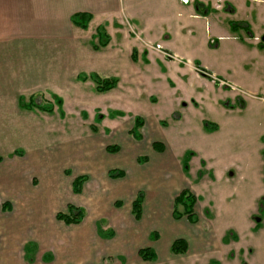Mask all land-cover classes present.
<instances>
[{
    "label": "rangeland",
    "instance_id": "obj_1",
    "mask_svg": "<svg viewBox=\"0 0 264 264\" xmlns=\"http://www.w3.org/2000/svg\"><path fill=\"white\" fill-rule=\"evenodd\" d=\"M213 3L118 0L119 12L99 16L89 45L98 43L100 27L104 55L117 50L133 68L131 75L116 71L114 102L42 53L3 62L4 73L22 69L27 76L16 90L8 77L0 85V264H264V48L230 27L241 11L224 20L228 4ZM191 6L197 19L188 16ZM213 14L228 36L217 37ZM65 52L76 67L102 69L95 56L80 62ZM20 93L51 104L52 112L15 107ZM136 115L144 122L140 138L131 133ZM110 169L125 175L112 179ZM81 174L87 181L75 194L72 181ZM182 189L198 197L194 224L172 216ZM139 191L144 210L137 221L131 202ZM67 203L84 209L80 224L55 218ZM97 227L114 235L99 236ZM150 231L158 238L150 240ZM176 235L190 244L185 256L168 250ZM147 245L157 250L156 262L139 258Z\"/></svg>",
    "mask_w": 264,
    "mask_h": 264
},
{
    "label": "crops",
    "instance_id": "obj_2",
    "mask_svg": "<svg viewBox=\"0 0 264 264\" xmlns=\"http://www.w3.org/2000/svg\"><path fill=\"white\" fill-rule=\"evenodd\" d=\"M214 2H215L213 3L214 6L219 5L220 7H223L225 6V4H228L229 9H227L226 12L227 15L226 13H223L221 15V16L224 15V20H228V18L230 17L235 18L238 11H241L239 12L240 15L236 17L238 19L237 20L233 19V20L243 22L249 28L248 32L246 31L249 35L245 36L243 41H247L251 43L253 42L252 40L254 39H257V41H259L261 37L264 38V0H214ZM212 6L213 5L209 3V7L211 9H213ZM188 10L190 11L188 14L189 17H193L197 19L200 16L194 12L193 6H191ZM117 12H119L118 0H0V62L2 63L0 65V85L1 82L5 81L6 77H8L10 79L9 80L10 86L14 87L13 90H16L18 89V87H20L23 78H26L27 76V74L24 73L23 76L21 77V73H23L22 69L13 72L14 71L13 68V70L9 71V73H4L3 69H5L4 68L5 65L3 64V62L8 60L9 61L28 60L30 62L32 61L33 57L37 58V53H42V55H45V57H47L46 59H54V61L57 62L54 67L57 68L60 67L61 70L65 67V64H67L69 68H73L75 72L74 75L76 78H78L77 79L78 81H80L79 76L85 74L84 72L87 73V71H89V74L96 73L98 75H105V76L118 78L120 77V75L116 73V71H118L119 69H124L125 73L127 74L129 73V75H131L133 72L132 70L133 68L131 67L132 65L129 63L127 58L119 60V53L117 52V50L115 51V53H109L108 55L107 54L104 55V50L107 49L106 46H104L105 48L103 47L104 49L100 51V50L92 49L93 47L89 45L91 40H93L92 38L93 35L95 34L94 33L95 30H91V28L93 27V25L96 28L97 24L102 23L101 20L98 23V19L100 18L99 16L105 13L108 14L111 13L113 16ZM75 13H89L91 15V19L88 22L86 29L80 28L71 22V16ZM211 14L212 13H208L207 15H204V17L208 20ZM213 15H214L212 16L213 18H211L212 21L214 22L212 29L215 30L217 37L221 38L228 36L229 33L220 31V29H222L223 26V22H221L220 20L221 16L218 14V19L216 20L215 14ZM210 21L211 20H209V25H206L207 21H205V27L207 28V26H209V30L211 28L210 26L212 25ZM262 41H263L262 44H264V40ZM257 48L263 49L264 47L260 46ZM67 50L73 52L75 54L74 57L79 56L80 62L85 58V56L86 57L89 56L90 59L93 58L94 56L95 59L96 58L98 60L101 59L98 62L100 63L102 69L90 70L89 68L76 67V62L70 59L68 52H65ZM23 51L25 52L24 54ZM28 56L29 58H27ZM105 59L107 60L103 61ZM109 59H113L114 62L112 63L110 61V64H108L107 61ZM71 61L74 62L73 65L70 64ZM29 76L31 79L32 77L31 71H29ZM80 82H84V81H80ZM117 86L102 93L97 92L95 90V86H94V90L98 94H102L100 96L101 98L104 99L109 98L112 102H114V100L118 97L116 94L120 92L118 91ZM17 91H20V89ZM125 92H130V91L127 90ZM30 95L32 96V93ZM23 97L25 96H23L21 93L17 96V100L14 103L15 107L17 106L19 109L21 108L25 109L21 107L19 103L20 99ZM34 109L39 110L37 108H31L25 110L32 111ZM47 113H51V112H47ZM112 179H119V178H112ZM142 207H144V201ZM173 209H174V199H173ZM172 216H173V212H172ZM182 218H185L183 221H186L188 224H194L192 222H189L186 216H182L180 218H174V219H177L179 222L182 220ZM70 225H78V224H70ZM178 231L180 232V229H178ZM101 233L102 235H100ZM97 234L99 236L109 237L107 236V233L100 228H98ZM153 234L156 237H153L154 236ZM148 237L150 238V240H153L155 238H158V235L155 232L150 231ZM177 238H184L188 243L187 238H185L182 235H178V236L176 235L175 237L170 238L169 241L167 240L166 245L168 247L169 252H170L171 243ZM30 247L34 248L35 245L30 243ZM143 247H151L157 255L154 261H145L141 259L140 256L138 255L143 262L153 263L159 260L158 253L155 247L148 245ZM189 247L190 244L188 243L187 251L184 254H172L171 252L170 254L174 256H182V255L185 256L189 251ZM253 249L254 251L252 252V254L254 255L257 248L254 246ZM47 255H49L51 259L53 258L51 254H47ZM45 259H48L46 258V255H45ZM221 261L222 260L220 259L219 260L211 259L208 263H204V264H210L211 262H214L215 264L216 263L221 264ZM201 264L203 263L201 262ZM229 264L231 263L229 262Z\"/></svg>",
    "mask_w": 264,
    "mask_h": 264
},
{
    "label": "trees",
    "instance_id": "obj_3",
    "mask_svg": "<svg viewBox=\"0 0 264 264\" xmlns=\"http://www.w3.org/2000/svg\"><path fill=\"white\" fill-rule=\"evenodd\" d=\"M91 19V15L89 13H75L71 16V22L83 29L87 28L88 22ZM242 22L238 21H230L231 28H237L238 26H241ZM247 28V27H245ZM97 34V44H93L94 50H99L100 47H104L107 44V36L105 32L100 27H97L96 29ZM132 59L135 60V50L132 51ZM79 79L81 81H85L86 79H91L95 83V90L99 93L108 91L114 87L117 86L118 78L117 77H109V78H101L96 73H90L88 75H80ZM21 107L25 109H31V108H37L40 111L45 112H52V106L51 104H44L39 103L33 97H30V99L25 102L23 98L19 101ZM95 121L99 122L100 118L96 114L95 115ZM144 122L141 116L136 115L134 117V123L133 127L131 129V133L135 138H140V129L142 128ZM153 148L157 151H163L164 150V144L161 142H154L152 144ZM106 150L108 152H115L117 151L116 146H107ZM16 154H22V151L20 149H16L14 151ZM190 155V153H188ZM187 155V154H186ZM188 158V156H187ZM0 157V161H1ZM145 158H140L139 161L144 160ZM183 168L186 171L187 170V164L186 162L183 163ZM124 171L118 170V169H110L108 171V176L111 178H122L124 177ZM87 177L85 175H79L76 176L72 181V191L76 194L81 193L82 186L84 182L86 181ZM198 197L195 196L189 189H183L181 190L175 197H174V209H173V217L174 218H180L182 216H186L189 222L195 223L197 221V216L194 210L195 204L197 202ZM144 201V193L142 191H139L137 195L135 196L134 200L131 203V212L136 220H139L142 217L143 213V204ZM181 206L182 210L177 211L176 207ZM85 216L84 209L80 206H77L75 204L68 203L66 206V209L64 211H58L55 214V218L57 220H60L64 222L67 225L70 224H79L82 222L83 218ZM114 233L110 230L107 232V236H113ZM154 235V234H153ZM153 237H156L155 235ZM227 239V238H226ZM28 245L27 247H29ZM26 247V248H27ZM32 248V247H31ZM188 243L184 238H177L175 239L171 245H170V252L172 254H184L187 251ZM138 255L141 259L145 261H154L157 257L155 251L151 247H143L138 250ZM46 258L51 259L49 255H46ZM210 264H215L214 262H211Z\"/></svg>",
    "mask_w": 264,
    "mask_h": 264
},
{
    "label": "flooded vegetation",
    "instance_id": "obj_4",
    "mask_svg": "<svg viewBox=\"0 0 264 264\" xmlns=\"http://www.w3.org/2000/svg\"><path fill=\"white\" fill-rule=\"evenodd\" d=\"M238 22H240V21H238ZM245 27H247V28H245ZM237 28H239L240 30L242 29V30L247 31V32H248V29H249L248 26L246 24H244L243 22H242V25L238 26ZM262 38L259 40V42H260L259 44H260L261 47H264V44H262V42H263L262 40H264V38L263 39Z\"/></svg>",
    "mask_w": 264,
    "mask_h": 264
},
{
    "label": "bare ground",
    "instance_id": "obj_5",
    "mask_svg": "<svg viewBox=\"0 0 264 264\" xmlns=\"http://www.w3.org/2000/svg\"><path fill=\"white\" fill-rule=\"evenodd\" d=\"M184 2H186L187 0H183Z\"/></svg>",
    "mask_w": 264,
    "mask_h": 264
}]
</instances>
